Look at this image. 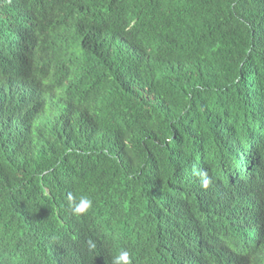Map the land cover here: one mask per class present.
Listing matches in <instances>:
<instances>
[{
	"label": "trees",
	"instance_id": "obj_1",
	"mask_svg": "<svg viewBox=\"0 0 264 264\" xmlns=\"http://www.w3.org/2000/svg\"><path fill=\"white\" fill-rule=\"evenodd\" d=\"M18 21L3 10L0 264H87L112 238L147 264L264 262V0H44L31 88L2 71Z\"/></svg>",
	"mask_w": 264,
	"mask_h": 264
},
{
	"label": "clouds",
	"instance_id": "obj_2",
	"mask_svg": "<svg viewBox=\"0 0 264 264\" xmlns=\"http://www.w3.org/2000/svg\"><path fill=\"white\" fill-rule=\"evenodd\" d=\"M81 1L83 5L91 9V2L97 0ZM42 2H44V0H0V17L3 14V10H6L15 13L17 18L20 20L9 28L11 35L6 40V43L9 45L12 44L15 49L20 51V54L10 56L4 63H2L4 64L2 71L5 72L12 85L23 88H31L38 83V80L35 78L36 70L27 67V62L35 59L39 63L40 58L38 54L34 52L33 46H30L33 39V32L29 27V21L33 13V9ZM59 89L60 86H57L54 90L55 97L52 105L50 104L51 102H48L39 116H34L30 119L32 128L40 127L53 118V109H55ZM261 173H264V169ZM194 175L199 177L203 188H207L211 183V177L206 170H195ZM67 200L73 214L77 216L86 214L93 206L92 199L87 196H80L77 202L72 193H68ZM124 243L125 242L115 238L109 239L103 244H97L89 240L88 248L85 253H89L91 255L96 254L98 256L105 251L113 250L116 246H121ZM77 251L80 253L79 249H77ZM80 257V259H82L81 255ZM134 260L136 264L146 263L140 253H137L134 256ZM112 264H132L131 253L128 250H121L119 254L114 257ZM262 264H264V262Z\"/></svg>",
	"mask_w": 264,
	"mask_h": 264
},
{
	"label": "bare ground",
	"instance_id": "obj_3",
	"mask_svg": "<svg viewBox=\"0 0 264 264\" xmlns=\"http://www.w3.org/2000/svg\"><path fill=\"white\" fill-rule=\"evenodd\" d=\"M261 172H262V169L259 168V169L255 170V175H258ZM80 244L81 243L77 244L76 246H78ZM121 250H128L131 253L132 264H136L135 260H134V255L132 254V249L131 248H125L123 246H116L113 250L105 251L104 253H102L101 255H98L92 261H89V262H86L83 259H72V261H74L73 263L85 261L87 264H112L114 257L116 255H118ZM49 254L48 255L50 258H52V257L54 258L58 253L50 252Z\"/></svg>",
	"mask_w": 264,
	"mask_h": 264
}]
</instances>
